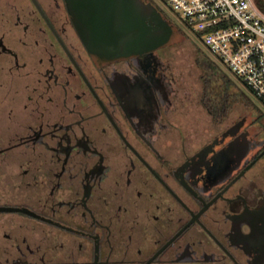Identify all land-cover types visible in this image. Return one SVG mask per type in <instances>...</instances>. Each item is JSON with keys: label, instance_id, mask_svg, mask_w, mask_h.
Instances as JSON below:
<instances>
[{"label": "flooded vegetation", "instance_id": "af4514ba", "mask_svg": "<svg viewBox=\"0 0 264 264\" xmlns=\"http://www.w3.org/2000/svg\"><path fill=\"white\" fill-rule=\"evenodd\" d=\"M159 51L100 55L65 0H0V177L17 193L0 213L19 215L0 219V264H264V129L205 107L212 130H188Z\"/></svg>", "mask_w": 264, "mask_h": 264}, {"label": "built area", "instance_id": "2783aa9c", "mask_svg": "<svg viewBox=\"0 0 264 264\" xmlns=\"http://www.w3.org/2000/svg\"><path fill=\"white\" fill-rule=\"evenodd\" d=\"M199 38L252 93L264 111V11L254 0H150Z\"/></svg>", "mask_w": 264, "mask_h": 264}, {"label": "water", "instance_id": "95a60500", "mask_svg": "<svg viewBox=\"0 0 264 264\" xmlns=\"http://www.w3.org/2000/svg\"><path fill=\"white\" fill-rule=\"evenodd\" d=\"M65 1L83 42L97 54L128 57L181 40L180 32L157 7L143 0Z\"/></svg>", "mask_w": 264, "mask_h": 264}, {"label": "rangeland", "instance_id": "374dc122", "mask_svg": "<svg viewBox=\"0 0 264 264\" xmlns=\"http://www.w3.org/2000/svg\"><path fill=\"white\" fill-rule=\"evenodd\" d=\"M169 19H171L173 25H175L180 31L186 34L194 45L200 49L204 55L211 59L214 62L220 71L229 78L237 88L250 99L256 107H258L264 114L263 108L259 104L258 100L252 95V93L240 82L237 80L233 74L227 70V67L223 65L218 60L214 59L206 49V47L201 43L198 37L189 31L186 26L181 24L178 17L171 12H167ZM188 42H182L181 40L168 45L164 48H161L159 54H166L170 57V63L172 64L173 72L180 82L182 87L181 94L186 104V117L184 119L187 121L188 130H196L203 137H205L212 130V123L210 116L205 110V106L201 104L202 99L205 98L204 94L207 89V85L210 83L211 86L221 87L220 85L224 83L221 75L209 76V72H204L203 69L198 65L195 60L196 57V48L195 46ZM210 78H209V77ZM209 85V86H210ZM250 108L245 105L236 106L230 111L231 123L236 122L237 120H244L245 116L248 115ZM0 177V201L1 200H12L13 197H16V190L11 186L1 184ZM3 205L0 203V206ZM10 218V220L16 222L19 220V215L15 214H5L0 213V219ZM18 218V219H17ZM9 220V219H8Z\"/></svg>", "mask_w": 264, "mask_h": 264}, {"label": "trees", "instance_id": "16d2710c", "mask_svg": "<svg viewBox=\"0 0 264 264\" xmlns=\"http://www.w3.org/2000/svg\"><path fill=\"white\" fill-rule=\"evenodd\" d=\"M254 1L264 11V0H254ZM176 29L181 34L182 42L188 41L192 43L186 34L182 33L180 29H178L177 27ZM192 44L194 45V43ZM195 48H196L195 60L198 63V65L203 69V71L209 72L210 77L213 75L214 76L221 75L224 81V83L220 85L221 87L211 86L210 83H212V81H210V83L207 85V89L204 94L205 98L203 99V101H205L206 103L205 107L207 109L209 108L213 110L215 107H217L216 113L218 115H221L225 112H228L229 110L231 111L236 106L245 105L246 107L250 108V111L248 115L245 116V119H249L253 123H257L260 127L264 129V114L262 113V111L258 107H256V105L250 99H248L247 96L243 94L237 88V86H235V84L220 71L218 66L214 62H212L210 58L204 55L203 52L200 49H198L196 46ZM213 112L215 113V111Z\"/></svg>", "mask_w": 264, "mask_h": 264}]
</instances>
